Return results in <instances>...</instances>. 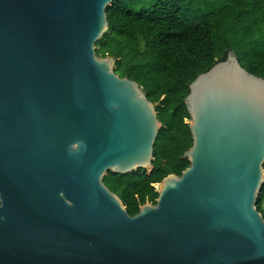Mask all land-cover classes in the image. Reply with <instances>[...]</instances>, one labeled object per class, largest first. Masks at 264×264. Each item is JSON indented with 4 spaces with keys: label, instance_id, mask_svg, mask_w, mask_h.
<instances>
[{
    "label": "water",
    "instance_id": "water-1",
    "mask_svg": "<svg viewBox=\"0 0 264 264\" xmlns=\"http://www.w3.org/2000/svg\"><path fill=\"white\" fill-rule=\"evenodd\" d=\"M120 0H0V264H264V79L234 52L185 100L193 146L130 216L109 173L153 171L162 127L96 43Z\"/></svg>",
    "mask_w": 264,
    "mask_h": 264
},
{
    "label": "trees",
    "instance_id": "trees-1",
    "mask_svg": "<svg viewBox=\"0 0 264 264\" xmlns=\"http://www.w3.org/2000/svg\"><path fill=\"white\" fill-rule=\"evenodd\" d=\"M106 13L109 29L96 54L114 58L115 73L142 86L162 125L150 174L104 177L133 217L141 206L156 205V188L166 177L190 167L184 158L193 146L185 100L197 77L234 52L246 71L264 79V0H120ZM263 203L264 184L257 204L262 215Z\"/></svg>",
    "mask_w": 264,
    "mask_h": 264
},
{
    "label": "rangeland",
    "instance_id": "rangeland-1",
    "mask_svg": "<svg viewBox=\"0 0 264 264\" xmlns=\"http://www.w3.org/2000/svg\"><path fill=\"white\" fill-rule=\"evenodd\" d=\"M138 10H140V9H138ZM115 68V67H114ZM189 123V122H188ZM148 172V171H147ZM148 174H149V172H148ZM157 189V191H160V185H159V187L158 188H156ZM262 208H263V211H264V203H263V205H262ZM263 216H264V212H263Z\"/></svg>",
    "mask_w": 264,
    "mask_h": 264
}]
</instances>
